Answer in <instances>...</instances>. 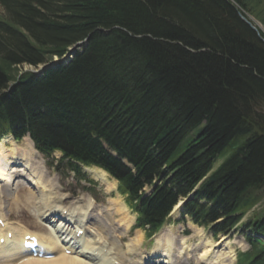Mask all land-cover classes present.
Returning a JSON list of instances; mask_svg holds the SVG:
<instances>
[{"label":"trees","instance_id":"16d2710c","mask_svg":"<svg viewBox=\"0 0 264 264\" xmlns=\"http://www.w3.org/2000/svg\"><path fill=\"white\" fill-rule=\"evenodd\" d=\"M240 13L264 26L256 0H0V140L106 171L149 238L192 194L183 216L215 237L242 222L237 264H264V215L243 222L264 192V43Z\"/></svg>","mask_w":264,"mask_h":264},{"label":"bare ground","instance_id":"6f19581e","mask_svg":"<svg viewBox=\"0 0 264 264\" xmlns=\"http://www.w3.org/2000/svg\"><path fill=\"white\" fill-rule=\"evenodd\" d=\"M84 171L96 182L106 185V193L116 189V182L110 181L104 171L91 168H84ZM2 187L7 189L9 211L3 207L5 202L0 191V219L5 224L0 226V264H147L148 259L154 263L174 264V257L187 255L191 258L193 254L207 264H233V258L229 260L234 251L226 237L215 244L203 236L197 248L188 245L184 239L177 248L171 230L165 228L157 235L155 245L148 253L141 248L139 232L130 237V241L122 243L129 237L135 217L119 199L111 198L107 206H98L92 198H85L83 206L64 208L59 180L51 176L29 138L17 143L12 137H6L0 142V189ZM27 188L28 194H19ZM12 206L35 209L41 219L55 224L54 230L43 227L49 235L43 238L40 233L26 231L23 225L13 226L15 223L12 224L8 217ZM179 209L180 206H176L175 214ZM79 232L83 235L79 236ZM27 235L38 238L41 247L47 250L45 252L55 256L50 260L32 258L22 249ZM79 244H82L81 249ZM67 252L71 254L67 255Z\"/></svg>","mask_w":264,"mask_h":264},{"label":"rangeland","instance_id":"374dc122","mask_svg":"<svg viewBox=\"0 0 264 264\" xmlns=\"http://www.w3.org/2000/svg\"><path fill=\"white\" fill-rule=\"evenodd\" d=\"M256 3L259 4L260 6V9H263L264 10V0H256ZM250 22L253 23V25L257 26V28H259L260 32H264V26L263 24L259 21V19H257L256 16H254L253 14H250L248 13V15H245ZM30 66H24V67H21L19 70H23V71H26V70H30ZM200 131V128L195 130L193 132V134H191V136H189L183 143V145L181 146V150H183L186 145H187V142L190 141L191 137L193 136H196ZM7 146H10V145H7ZM41 156V155H40ZM45 162V166L46 168L48 169V171L50 172L51 176L52 177H57L58 180H59V183H60V188H61V198H62V201H64L63 203V207L64 208H69L71 206H76L77 208L79 206H83V200L85 198H93L97 205L100 206V205H103V206H107L108 205V200H110L111 198L113 199H119L120 201H122L124 204V198L122 196H118V191H117V187L114 191H112L111 193H106V190H107V186L106 185H103L99 182H96V181H93V179L86 173V176L88 177V179L92 180L93 184H89L88 182H85L84 180L83 181H80L78 180L75 175L71 172H62L61 174L58 173L56 170H55V167H56V162H57V159L60 157L59 154H54V157L50 158L48 161L45 160V158L43 156H41ZM224 158L222 159H219L215 165H214V170H216L223 162H224ZM53 161V164L51 165L52 167L49 166L48 162H52ZM64 171H66V169H64ZM110 181H113L110 177H109ZM117 184V183H116ZM27 189H22L20 190V195H22L23 193H26L28 194L29 193V190ZM0 191H2L3 193V196H4V202H5V205H3V207H5V211L8 212V202H7V189L2 187L0 189ZM147 192V190H146ZM261 194V198H262V201L260 204H258L254 210H252L251 212L248 213V217H253V215H264V192H260ZM21 209H19L18 207H14L12 206L10 212L8 213V217L9 219L14 222L15 224H20V225H23L26 227L27 230H30V231H33V232H36V233H40L43 238H46L48 237V233L45 229L47 230H50V231H53L54 230V225L55 224H51L47 221H44V220H41L38 216H37V212L36 210H32L33 208H29V209H24L23 207H20ZM32 210V211H30ZM132 215V214H131ZM180 214H174L173 215V218L174 219H178L180 218ZM181 219V218H180ZM16 226V225H14ZM45 229H44V228ZM165 228H169V230H171V233L173 234V236L175 237L176 239V247L178 248L179 247V242L183 239H185L186 236L190 237V241L188 242L189 245H191L192 247H195L197 248V245L201 243V240H202V237L203 236H206L207 238H209L213 243H218V241L220 242V239H222L223 236H220L218 237L217 239H213L212 236L210 235V231L206 230V229H200L198 227H194L192 224L188 223V220H186V222H175V223H171L170 225L166 226ZM163 228V229H165ZM162 229V230H163ZM161 230V231H162ZM186 230H189L190 231V234L187 235ZM139 232L143 237V233L141 230H137V231H134L132 230L130 233H129V237L125 238L124 240H122V242H128L130 241V237H134V235ZM182 232H184V234H182ZM42 238V239H43ZM227 239H229V241L231 242V246L233 248V255H229L230 257L233 256V264H236L237 260H236V257H237V253L238 251H242V252H245L249 249V246L247 244V242L244 240L245 237H244V233L239 229L237 230L235 233H232L230 237H228ZM54 240V239H52ZM144 243L142 245V250H144L145 252L151 250V248L153 247V243H150L145 240V237H144ZM56 241V239L54 240ZM175 244V243H174ZM180 248V247H179ZM219 250L222 249L221 248H218ZM217 249V250H218ZM232 261V258L229 260V262ZM196 262L198 263L199 260H198V257L197 256H194L192 255L191 257V260L188 261L187 263L189 264H196Z\"/></svg>","mask_w":264,"mask_h":264},{"label":"water","instance_id":"95a60500","mask_svg":"<svg viewBox=\"0 0 264 264\" xmlns=\"http://www.w3.org/2000/svg\"><path fill=\"white\" fill-rule=\"evenodd\" d=\"M240 17H241V19L253 30V31H255L256 33H257V35L259 36V38L261 39V41L264 43V38H262L261 36H260V33H259V31L257 30V28L248 20V19H246L242 14H240ZM77 48V47H76ZM53 66V64H50V65H47L46 67H42V70H46V69H48V68H50V67H52Z\"/></svg>","mask_w":264,"mask_h":264}]
</instances>
